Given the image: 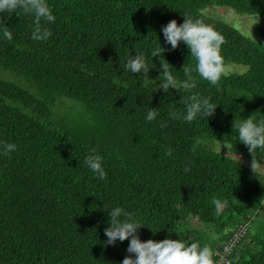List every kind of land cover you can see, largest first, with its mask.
<instances>
[{
  "label": "trees",
  "instance_id": "1",
  "mask_svg": "<svg viewBox=\"0 0 264 264\" xmlns=\"http://www.w3.org/2000/svg\"><path fill=\"white\" fill-rule=\"evenodd\" d=\"M48 3L57 19L47 40L32 39L33 16L22 10L5 21L13 39L0 38V68L29 81L25 87L0 77V139L17 144L0 154V264H119L135 254L127 251L130 238L104 243L103 206L117 204L145 223L138 229L142 240L207 243L214 260L245 224L224 264H264V148L252 152L233 128L251 114L264 118V43L201 13L217 4L264 14V0ZM185 13L202 15L222 32L225 64L248 69L223 75L218 85L193 71V90H153L161 61L150 53L160 42L179 78L184 65H195L186 43L172 49L162 32ZM137 52L151 67L146 77L125 67ZM192 92L217 104L208 119L181 118ZM150 107L159 113L152 121L145 119ZM213 140L256 168L216 149ZM93 147L105 157L103 179L85 163ZM218 198L227 201L219 214Z\"/></svg>",
  "mask_w": 264,
  "mask_h": 264
},
{
  "label": "clouds",
  "instance_id": "2",
  "mask_svg": "<svg viewBox=\"0 0 264 264\" xmlns=\"http://www.w3.org/2000/svg\"><path fill=\"white\" fill-rule=\"evenodd\" d=\"M22 10L24 13L33 16V26L31 37L33 40L45 41L52 31L49 25L55 22L57 17L48 0H0V38L11 41L13 32L5 21L12 13ZM7 14V15H6ZM183 22H178L173 18L162 26L165 42L171 45L172 49L179 46L180 42L186 43L190 54L195 59L194 66H183L184 78L181 79L171 70L172 64L163 56L165 48L161 45L151 50L152 58L159 54L160 73L159 83L154 81V89H163L169 93L170 88L182 91L193 90L197 87V78L207 80L212 85H218L221 77L227 74L225 58L222 54V46L225 43V36L213 24L207 22L204 17L184 14ZM153 66H155L153 64ZM152 66V67H153ZM126 69L132 73H140L145 77L149 73V63L143 52L129 55L125 63ZM186 111L182 114V119L191 122L198 117H207L215 112L217 104L211 97L199 92H192L187 98ZM170 114L176 116L174 109ZM159 115L157 107H150L145 119L152 121ZM163 126V124L161 125ZM233 128L238 130L239 141L247 144L252 152L257 148H264V118H257L253 114L247 117L234 120ZM17 149V144L12 141L0 139V154L8 155ZM174 149L167 148L166 154L171 156ZM105 157L97 148L93 147L85 156V163L92 170L94 175L103 179L107 175L105 167ZM254 170V163L252 165ZM187 170V166H186ZM216 212L219 214L226 200L216 199L214 201ZM108 210L109 223L105 227V244H115L117 241H124L130 238L127 251L135 255H126L119 264H216L214 251L207 244L197 241L186 242L182 239H173L166 236L156 240L149 238L142 240L138 229L145 223L134 212L127 210L122 205L103 206Z\"/></svg>",
  "mask_w": 264,
  "mask_h": 264
},
{
  "label": "rangeland",
  "instance_id": "3",
  "mask_svg": "<svg viewBox=\"0 0 264 264\" xmlns=\"http://www.w3.org/2000/svg\"><path fill=\"white\" fill-rule=\"evenodd\" d=\"M201 13L205 16L224 20L227 23L233 25L237 29H239L245 35L255 39L257 41H262L264 43V37L261 34V29L264 30V14H241L236 12L234 9L228 6H222L217 4H209L206 5ZM226 70L227 73H242L248 69L247 65L238 64V63H227ZM0 77H4L10 80H13L19 83L22 86L29 87V81L25 77L17 76L13 72L9 70H5L0 68ZM221 140H213L212 144L216 149L222 151L225 154L231 155L236 158L238 161L245 163L247 166L252 167L253 163L246 160L242 156L232 154L229 149L227 143ZM254 168L255 165H254ZM194 225H198L195 219H191Z\"/></svg>",
  "mask_w": 264,
  "mask_h": 264
},
{
  "label": "built area",
  "instance_id": "4",
  "mask_svg": "<svg viewBox=\"0 0 264 264\" xmlns=\"http://www.w3.org/2000/svg\"><path fill=\"white\" fill-rule=\"evenodd\" d=\"M247 226L245 224H239L237 229L229 238L227 244L223 246L221 250L215 251L216 264H224L228 262V255L230 251L234 248L236 242L245 234Z\"/></svg>",
  "mask_w": 264,
  "mask_h": 264
}]
</instances>
